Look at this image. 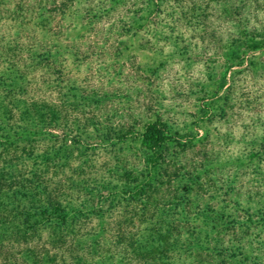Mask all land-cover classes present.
<instances>
[{
	"label": "trees",
	"instance_id": "1",
	"mask_svg": "<svg viewBox=\"0 0 264 264\" xmlns=\"http://www.w3.org/2000/svg\"><path fill=\"white\" fill-rule=\"evenodd\" d=\"M167 1L0 0V264L257 263L264 0ZM153 39L172 55L198 47L224 60L219 75L210 63L174 92L195 105L184 127L159 109L158 67L143 73ZM233 118L252 138L222 163L211 129ZM97 145L112 152L98 184L80 169L59 174L70 148ZM122 202L147 224L141 233L117 219Z\"/></svg>",
	"mask_w": 264,
	"mask_h": 264
},
{
	"label": "rangeland",
	"instance_id": "2",
	"mask_svg": "<svg viewBox=\"0 0 264 264\" xmlns=\"http://www.w3.org/2000/svg\"><path fill=\"white\" fill-rule=\"evenodd\" d=\"M167 1V0H166ZM173 0L167 1L166 5H171ZM164 16H166L163 13ZM169 19V17H168ZM3 22V20H1ZM5 23V22H4ZM6 24V23H5ZM166 28V27H163ZM187 33H185L186 35ZM181 41V40H180ZM154 49L152 50H144L141 54V61L140 64L143 66L144 74L151 75V72L148 71V67L152 68L157 66L158 67V75L151 76L154 79L153 89H156L157 93H160L161 99V106H159L161 112L163 113L164 117L174 123H177L178 126L184 127V124L190 123L191 119H193L192 115L195 113V105L191 101L176 98L174 92L181 85H185L188 80H195L196 78L203 77L206 73V66H210L209 64L212 63L211 67H215L214 70L217 71L216 74L219 73L225 68L224 60L220 54H205L201 51L198 47H192L190 50L182 55H172L171 51L173 47L171 45L163 43L162 41H154ZM178 43V42H177ZM181 43H178L179 48H181ZM178 47L176 48L177 51ZM260 57L264 58V52L258 53ZM163 62L165 66H159V64ZM8 62L5 61L4 65ZM214 63V64H213ZM147 69V70H145ZM211 72V68L208 69ZM84 72L80 74L83 76ZM75 73V71L73 72ZM215 74V75H216ZM78 75V73H75ZM90 75V73H89ZM97 76L96 73L94 77ZM190 78V79H188ZM97 81L98 78H93ZM36 81H40V79H36ZM38 84H30L31 93L33 92L34 95L40 91L39 94L45 91V96L47 95V90L37 88ZM33 88L35 89L33 91ZM158 89V90H157ZM38 95V94H37ZM48 97V96H46ZM249 120V117L246 118V121ZM258 123V122H257ZM244 124V123H243ZM243 124L240 120H234V118L229 123H214L212 125V141L213 143L221 150L220 160L221 162L231 161L232 159L242 156L243 157V148L246 146L242 140H247V138H252V136H247L245 139L241 138L242 136V128ZM261 123L256 125L258 129V136L260 139H264V126H260ZM252 129V128H251ZM250 129V130H251ZM228 131V132H227ZM55 132L60 133L61 130L57 129ZM227 134V135H226ZM225 135V136H224ZM93 141V140H92ZM95 150L87 151V152H80L75 149V147L70 148L73 152L72 159L70 161V165L64 167L63 169L60 168L59 174H73V169H80L82 175H96L95 178L85 180L87 184L90 186H94V184H98L101 178H105V172L107 171V165L110 163V156L112 152L110 151V147L106 146L102 147L101 145H97ZM245 163H249V161ZM261 167L264 169V162H262ZM73 168V169H72ZM64 171V172H63ZM250 169H247V173L242 175V181H244L245 185L248 184V181L251 179L249 175ZM252 172V171H251ZM76 179L79 180V177L76 175ZM254 178V177H253ZM84 179H88L84 176ZM253 182V180H251ZM119 213L116 215L117 219L123 221V228L126 231L130 232H137L138 234L142 232V230L147 225L142 221V218L138 216L134 211L123 212L125 210V203H119ZM123 212V213H122ZM116 216L114 221H116ZM113 221V224L115 223ZM255 228L251 233L249 239L251 243V247L249 249V257L250 260H256L258 264H264V224H261L256 220ZM179 258L175 256V261ZM181 262L178 260L177 263ZM256 263V264H257Z\"/></svg>",
	"mask_w": 264,
	"mask_h": 264
}]
</instances>
